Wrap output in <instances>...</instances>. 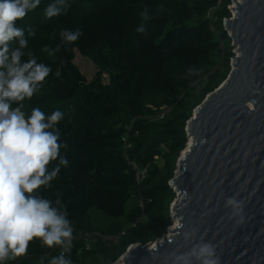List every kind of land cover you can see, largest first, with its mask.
<instances>
[{
	"label": "trees",
	"instance_id": "1",
	"mask_svg": "<svg viewBox=\"0 0 264 264\" xmlns=\"http://www.w3.org/2000/svg\"><path fill=\"white\" fill-rule=\"evenodd\" d=\"M54 2L40 0L16 21L28 40L22 62L31 52L52 70L22 111L64 113L56 127L69 166L35 195L53 203L59 196L66 206L73 264H111L131 244L155 241L173 224L169 181L188 142L186 123L231 69L233 47L223 28L231 0H67V12L48 19L45 9ZM145 9L148 21L141 18ZM141 23L146 35L136 31ZM77 28L83 35L64 44L59 33ZM57 45L54 56L42 51ZM75 51L98 68L90 81L75 65ZM114 235L116 241L106 239ZM60 251L33 239L26 255L4 264H49Z\"/></svg>",
	"mask_w": 264,
	"mask_h": 264
},
{
	"label": "water",
	"instance_id": "2",
	"mask_svg": "<svg viewBox=\"0 0 264 264\" xmlns=\"http://www.w3.org/2000/svg\"><path fill=\"white\" fill-rule=\"evenodd\" d=\"M233 2L223 20L235 48L230 72L193 110L169 181L177 226L131 244L122 264H174L201 242L214 246L219 264H264V0ZM229 197L243 202L242 222L225 207Z\"/></svg>",
	"mask_w": 264,
	"mask_h": 264
},
{
	"label": "clouds",
	"instance_id": "3",
	"mask_svg": "<svg viewBox=\"0 0 264 264\" xmlns=\"http://www.w3.org/2000/svg\"><path fill=\"white\" fill-rule=\"evenodd\" d=\"M40 0H0V264L26 255L28 245L39 239L43 246H59L60 255L54 256L49 264H73L69 258L73 247V227L68 219L65 205L58 196L55 203L51 199L35 195L41 187H50L61 166L68 167L69 161L61 155L62 145L56 125L64 118L60 110L45 114L40 108L31 110L26 117L22 111L23 101L31 99L51 68L38 63L29 52V59L22 62L23 49L28 47L24 29L16 26L28 11L36 9ZM67 0H55L45 9V17L51 19L67 12ZM143 21L151 19L145 9L141 13ZM147 34L144 23L136 28ZM29 36L35 32L28 31ZM64 44L75 43L83 35L82 31L64 29L60 33ZM18 41L19 47L10 48V42ZM45 46L42 51L54 56L59 49ZM189 72L195 69L189 68ZM61 75L57 69L55 76ZM17 107H13V104ZM66 147V145H65ZM58 163L51 171L49 165ZM225 207L232 209L233 215L243 216V202L235 197L227 198ZM191 233H184L187 239ZM219 264L215 248L210 242H201L195 249L183 256H177L174 264Z\"/></svg>",
	"mask_w": 264,
	"mask_h": 264
},
{
	"label": "rangeland",
	"instance_id": "4",
	"mask_svg": "<svg viewBox=\"0 0 264 264\" xmlns=\"http://www.w3.org/2000/svg\"><path fill=\"white\" fill-rule=\"evenodd\" d=\"M232 6H234V2H230L228 7L231 8ZM213 21L215 20L213 19ZM228 33L229 32H227V34ZM233 50H235V48H233ZM74 63L79 68L80 72L83 74V76L86 78L87 81H90L98 71V68L95 66V64L88 58L81 56L78 51H75ZM101 77H102L103 83H108L109 77L107 74L103 73ZM176 174H177V167L174 171V175ZM176 200H177V195L175 196V198L169 205V212L171 216L173 215L172 209H173L174 204L176 203ZM176 222L174 221L173 224H175ZM173 224L170 226L171 228H173ZM165 234H168V230Z\"/></svg>",
	"mask_w": 264,
	"mask_h": 264
},
{
	"label": "built area",
	"instance_id": "5",
	"mask_svg": "<svg viewBox=\"0 0 264 264\" xmlns=\"http://www.w3.org/2000/svg\"><path fill=\"white\" fill-rule=\"evenodd\" d=\"M231 2H233V0H231ZM229 6V5H228ZM227 6V8H229V11H230V13L232 14V8H233V6L230 8V7H228ZM116 236L114 235V236H108V237H106V239L107 240H113V241H116ZM122 255L121 256H119V258L117 259V260H115L113 263H111V264H116L118 261H120V260H122Z\"/></svg>",
	"mask_w": 264,
	"mask_h": 264
},
{
	"label": "bare ground",
	"instance_id": "6",
	"mask_svg": "<svg viewBox=\"0 0 264 264\" xmlns=\"http://www.w3.org/2000/svg\"><path fill=\"white\" fill-rule=\"evenodd\" d=\"M190 143H191V140L189 141V144H190ZM188 147H189V146H188ZM188 147H187V148H188ZM186 150H187V149H186ZM176 221H177V220H175V222H176ZM175 226H177V222L174 224V227H175ZM167 236L169 237L170 234H167ZM122 261H123V258H122V260L118 261L116 264H122V263H123Z\"/></svg>",
	"mask_w": 264,
	"mask_h": 264
}]
</instances>
